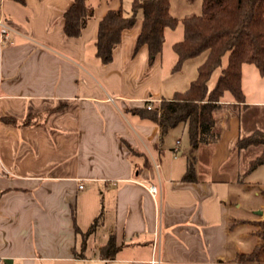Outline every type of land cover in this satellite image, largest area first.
<instances>
[{"label": "crops", "instance_id": "1", "mask_svg": "<svg viewBox=\"0 0 264 264\" xmlns=\"http://www.w3.org/2000/svg\"><path fill=\"white\" fill-rule=\"evenodd\" d=\"M131 1L89 0L93 15L79 36L66 37L63 12L72 0H0V17L18 31L0 45L3 264H151L155 241L160 264H232L259 244V222L239 208L257 183L249 167L264 145L235 143L264 131L261 88L243 101L223 95L220 138L199 145L196 179L182 180L186 127L180 123L183 138L167 143L179 124L161 139L158 126L131 109L185 91L207 52L174 70L176 54L163 43L148 65L146 45L133 53L138 13L112 60L102 63L94 47L98 23L110 9L130 14ZM249 64L241 66V88ZM210 78L208 89L216 82ZM97 215L99 224L85 234ZM110 236L117 250L105 257L100 248Z\"/></svg>", "mask_w": 264, "mask_h": 264}, {"label": "trees", "instance_id": "2", "mask_svg": "<svg viewBox=\"0 0 264 264\" xmlns=\"http://www.w3.org/2000/svg\"><path fill=\"white\" fill-rule=\"evenodd\" d=\"M22 2L23 0H16ZM187 5L198 4L197 10L174 15L170 0H132L131 13L125 14L121 7L108 10L98 23L94 42L95 55L102 63L112 60V51L121 40L124 29L131 28L138 13L141 29L136 36L133 53L141 46L148 49V65L162 50L164 31L182 23L181 39L172 44L176 54L174 70L184 60L207 52L198 66L197 76L183 92H175L169 99H161L151 108L135 107L131 111L139 117L153 121L159 128L162 139L168 130L178 124L186 127L188 149L185 152L186 166L181 179H196V151L201 144L216 142L220 138L217 114L221 109L223 95L228 92L235 101H243L241 88V66L251 63L261 75L264 74V0H184ZM93 4L89 0H72L63 12V31L66 37L80 35L87 20L93 15ZM226 63L222 65L223 57ZM220 73L214 86L208 89V80L215 69ZM249 144L264 145V131L256 130L241 137L236 148ZM264 164V151L250 162L249 169ZM100 222L97 215L85 234L92 232ZM76 230L82 233L78 227ZM84 234V233H82ZM259 244L251 253L241 256L242 261L258 260L264 253V221L258 224ZM105 257L113 256L117 250L113 236L100 248Z\"/></svg>", "mask_w": 264, "mask_h": 264}, {"label": "rangeland", "instance_id": "3", "mask_svg": "<svg viewBox=\"0 0 264 264\" xmlns=\"http://www.w3.org/2000/svg\"><path fill=\"white\" fill-rule=\"evenodd\" d=\"M123 5L127 6L131 0H122ZM198 4L195 5H187L185 4L184 0H170V9L172 14L174 15H182L186 13L189 10H197ZM183 33V27L182 23L178 22V24L174 28H166L165 29V34H164V43L168 49L169 47V52L166 51V53H174L171 44L174 43L175 41L181 39ZM223 62L225 61V57H223ZM244 72H243V79H242V92L243 95L246 96V98H256L259 96L258 88H261V92L264 93V74L258 81L256 76H253L252 72L250 69H253L255 71L253 64H249L245 66ZM249 67V68H248ZM219 73V70H216L213 75L210 78V81L212 79L216 78V74ZM259 77V76H258ZM216 80V79H215ZM261 93V96L264 97V94ZM181 126L180 124L169 134L166 138V142L173 141L175 138L182 139L183 138V133L180 132ZM167 142V143H168ZM249 180H256L257 183H252L250 185V191L249 195L247 198H241V208H239V211L243 215L250 216L252 217L253 222H261L264 221V205L258 207V209L254 206V204L258 203H264V164H261L257 169L255 168V171L252 172L250 176H248ZM255 182V181H253ZM261 211L260 218L258 217L259 212ZM241 257L238 259L240 260ZM235 260L234 263L232 264H264V253L260 254V257L258 260H254L251 262H243V261H238ZM3 264V263H2Z\"/></svg>", "mask_w": 264, "mask_h": 264}, {"label": "built area", "instance_id": "4", "mask_svg": "<svg viewBox=\"0 0 264 264\" xmlns=\"http://www.w3.org/2000/svg\"><path fill=\"white\" fill-rule=\"evenodd\" d=\"M14 33H18L16 26L9 21L8 19L4 18V17H0V45H5V44H10L13 42L12 39V34ZM153 99H147L146 100V108H151L152 104H153ZM157 167V165H155ZM78 187H82L81 184L78 185ZM148 191L150 192V194L155 197L158 194V189L157 186L154 184H151L148 186ZM153 253H152V257L150 259V263L151 264H160L161 259L158 256V254H156V241L153 244ZM0 264H2V258L0 257Z\"/></svg>", "mask_w": 264, "mask_h": 264}, {"label": "water", "instance_id": "5", "mask_svg": "<svg viewBox=\"0 0 264 264\" xmlns=\"http://www.w3.org/2000/svg\"><path fill=\"white\" fill-rule=\"evenodd\" d=\"M259 213H261V211H258Z\"/></svg>", "mask_w": 264, "mask_h": 264}]
</instances>
